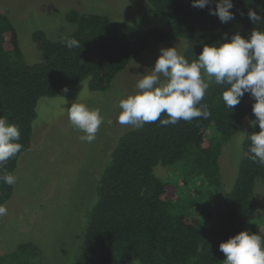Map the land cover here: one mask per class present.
<instances>
[{
	"label": "trees",
	"instance_id": "obj_1",
	"mask_svg": "<svg viewBox=\"0 0 264 264\" xmlns=\"http://www.w3.org/2000/svg\"><path fill=\"white\" fill-rule=\"evenodd\" d=\"M147 1L165 24L139 29L105 14L69 10L66 18L77 27L68 35L51 40L41 29L32 32L42 56L35 63L24 62L16 29L0 13V116L19 126L22 145L4 171L15 175L20 155L30 147L40 97H53L85 79L89 88L103 91L132 59L175 38L186 40L183 55L192 61L204 44L224 38L232 24L249 28L253 24L249 8L264 12V0H233L230 11L235 18L221 23L208 6L193 7L191 0ZM239 33L245 37L244 31ZM68 38L77 39L80 47L67 48L63 41ZM223 90L215 83L207 90L201 102L210 112L207 118L167 126L158 120L119 137L96 185L81 251L72 264H224L222 241L245 229L264 237V220H256L254 194L256 180L264 183V166L248 158L247 136L260 130L258 124L252 125L254 101L245 93L232 110L225 106ZM243 125L237 176L220 196L218 155L222 144ZM156 165H176L181 182L160 179L154 174ZM206 183L202 193L197 186ZM181 187L184 192L178 193ZM13 188L0 181V204L11 197ZM36 250L32 243H21L16 251L1 255L0 264H11L12 257Z\"/></svg>",
	"mask_w": 264,
	"mask_h": 264
},
{
	"label": "rangeland",
	"instance_id": "obj_2",
	"mask_svg": "<svg viewBox=\"0 0 264 264\" xmlns=\"http://www.w3.org/2000/svg\"><path fill=\"white\" fill-rule=\"evenodd\" d=\"M71 9L78 13L105 14L139 29L163 25L166 21L155 16L147 0H0V13L14 25L26 63L42 60L31 38L34 30L41 29L49 39L58 40L76 29L77 24L66 18ZM253 28L264 30V20L246 29L241 23H234L228 38L241 31L247 38ZM173 46L183 54L186 40L175 38L145 50L117 73L103 91L89 88L85 79L79 84L67 85V93L62 89L53 97L38 99L30 147L18 159L16 183L11 197L4 203L8 212L0 222V256L29 242L37 250L22 253L19 259L12 257L11 264H72L75 261L81 251L88 214L96 201L95 189L102 170L119 137L132 128L116 122L119 99L125 93H132L137 80L151 71L162 48ZM73 102L98 109L104 117L92 143L81 141L83 133L68 119L66 108ZM244 137L243 125L221 146L220 196L236 179ZM176 165H156L154 174L162 180L180 183L182 175L175 169ZM193 187L191 184L189 190ZM197 187L205 193L207 183ZM181 192H184L182 187L178 189ZM254 194L256 220L261 222L264 220V183L260 180L255 182Z\"/></svg>",
	"mask_w": 264,
	"mask_h": 264
},
{
	"label": "clouds",
	"instance_id": "obj_3",
	"mask_svg": "<svg viewBox=\"0 0 264 264\" xmlns=\"http://www.w3.org/2000/svg\"><path fill=\"white\" fill-rule=\"evenodd\" d=\"M193 7H209L211 15L218 16L221 23L235 18L230 11L233 0H191ZM215 3V7L211 5ZM243 14V13H241ZM253 24L264 20L257 11L249 8L247 13ZM213 44H204L202 51L192 61L176 47L160 50L154 67L137 80L132 93L119 99L116 122L134 129L159 120L160 125H174L179 121L190 122L210 115L207 104L201 103L212 83L224 87L221 93L225 106L234 109L245 93L253 98V127L259 131L247 136L249 159L264 166V30L253 28L247 38L239 32ZM69 49L79 48L75 38L63 41ZM68 92L67 86L63 88ZM70 123L83 135L80 140L92 143L104 123L98 109L84 103L73 102L66 108ZM164 115L167 118L161 119ZM112 123L111 120L108 121ZM19 126L0 116V181L11 186L16 176L4 171L5 164L21 152ZM5 204H0V217L7 215ZM225 255L224 264H264V237L247 229L241 230L219 244Z\"/></svg>",
	"mask_w": 264,
	"mask_h": 264
}]
</instances>
